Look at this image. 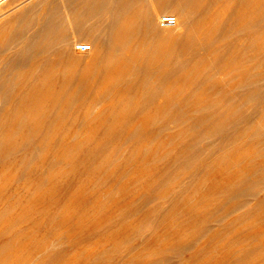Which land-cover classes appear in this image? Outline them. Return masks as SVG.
Masks as SVG:
<instances>
[{"label": "rangeland", "instance_id": "obj_1", "mask_svg": "<svg viewBox=\"0 0 264 264\" xmlns=\"http://www.w3.org/2000/svg\"><path fill=\"white\" fill-rule=\"evenodd\" d=\"M13 1L0 6L1 76L28 71L52 83L60 102L50 119L61 121L26 114L41 128L8 135L13 147L0 149V264H264V49L262 94L226 100L244 90L222 72L238 60L224 66L217 53L203 54L197 67L177 68L156 55L179 32L159 21L177 17L171 8L159 9L154 33L134 39L133 67L107 76L91 68L88 35L68 25L39 34L63 0ZM224 79L234 86L220 87Z\"/></svg>", "mask_w": 264, "mask_h": 264}, {"label": "bare ground", "instance_id": "obj_2", "mask_svg": "<svg viewBox=\"0 0 264 264\" xmlns=\"http://www.w3.org/2000/svg\"><path fill=\"white\" fill-rule=\"evenodd\" d=\"M31 1L33 2V0H30L29 2ZM44 1L45 0H43V2ZM142 1L144 0H63V12H61V7L59 6L51 10L47 16V22L46 24L44 23L45 25H43L44 27L39 34L41 36H45L51 33L57 27H66L68 25V27L74 28L81 35H88L89 40H93L95 42L94 50L92 51L96 53V57L92 60H89L90 63H94L91 65V68L93 66V69H95L98 74L101 75L103 74L108 76L113 71L119 75H122L121 72L124 74L127 69L132 68L134 65L135 57H132L133 55L131 53L133 50H135L136 46H138V44L134 42V39L141 34L148 35L154 33L152 29L156 25V18H158L159 9L171 8L173 11L177 12V17L175 15L166 14L163 16V18L166 16H172L175 18V23L171 25L164 24L163 18L159 21H162L163 26L168 27L166 30L171 32L173 30L179 32L177 33L176 40L171 45V47L166 46L168 48H162V50H159V54H156L157 56L161 55L164 58L167 57V59L171 58L170 60H174V67L177 68L197 67L196 62L198 60L195 59L199 58L203 54L217 53L222 60L227 59V61L221 63V65L224 66L228 63V61H234L236 59L238 60V65L235 68H223L222 72L224 76L229 75V77L231 76V79L233 80L236 77H239V81L235 83L236 88H242L244 90L240 94L228 92L227 94H224L225 96H223V98L233 101L248 99L252 100L255 99L259 94H262L259 90V87L262 86H260L261 79L256 69V59L261 53L262 49H264V40L259 39V34L261 30H263L262 25L264 24V18L262 17V20L258 19V13L260 11L264 12V0H149L147 7L144 9L141 8ZM7 2L13 3L14 1L8 0ZM43 2L39 1L40 4H43ZM257 2H261V5H257ZM6 3L0 4V6H4ZM26 3H28V0H20L18 2V6H26ZM37 4L38 3H35V7ZM135 15H139V19L137 18L136 22L134 23V21L131 20ZM20 32L21 33L18 34L19 36L22 35V29ZM63 35L65 42L69 41L72 37L65 33H63ZM81 44L89 45L86 42L75 43L76 46ZM34 47L35 46L29 45L25 48L23 56L26 57H24V60H26V58H28V56L33 52ZM89 47H92V45H89ZM161 58L162 57H160V59ZM71 59H73V56ZM73 60H76V58ZM85 64L89 66V63ZM156 67L158 66L156 65ZM3 71L4 70H2V72ZM6 73L7 72L3 73L2 76L0 73V92L4 98L7 97V101H5L6 104L0 108V111H2L1 113L3 121H7V126L6 123L3 124V121H1V125L3 127H0V149H3V152H8L14 145V143L10 141V137L8 135L13 133L16 134V132L19 133L18 131L21 132L23 129H28L27 126L31 127L30 129L35 131L41 128L32 127L31 123L28 122V119L30 118L28 115L33 113L42 116L45 114V116L47 115V117L50 119L52 111L54 112L53 107L55 104L57 105V103L59 104L60 102L59 96L54 93L52 94L50 92L51 88L49 89L47 87L49 84L52 85V83H49L46 85V87H44L45 85H43V83H38L36 80L37 77H33V74L28 71L19 70L11 72L10 74ZM231 79L222 80L220 87L223 89L230 86L233 87L234 84L231 83L233 81ZM35 81H37L38 84H35ZM39 85L40 87H38ZM26 87H31V89L28 90ZM2 99L3 98H1V100ZM76 100L77 97H72V99L69 101V106H71V104H75ZM61 104L63 105V103ZM0 105H2L1 102ZM63 106V108L60 106L58 107L61 108L60 115L65 118L63 114L64 112L65 114L67 112L64 111L65 105ZM13 111L16 113V115L17 113H22V116L23 114L28 115L23 117L21 116L22 119L20 115H17V117H20V119L15 118L16 115L12 113ZM9 114L14 115L13 118H11ZM7 115L10 116V118L7 117L8 119H6L5 116ZM36 115L30 116L33 118L34 116L36 117ZM75 117L77 116L75 115ZM52 119L53 117H51L50 120L52 121ZM54 119L57 118L54 116ZM17 121H19V123H17ZM57 121L60 122L61 120L59 121L57 119L56 122ZM33 122L35 125L36 122ZM74 124H76V122ZM216 127L220 126L218 125ZM222 127L224 128V126ZM222 127L220 129H222ZM4 134L7 136H4ZM16 137H18L17 134ZM30 138L32 141L33 136ZM18 139L19 138H17V140ZM21 142H19L17 145L19 146ZM70 147L72 148V146ZM44 160L46 161V159ZM79 167L77 168L79 169ZM64 174L65 173H63V175ZM73 176L74 174L72 177ZM4 247L7 249L10 246L7 247L4 245ZM182 250L183 249L179 247L178 252H181Z\"/></svg>", "mask_w": 264, "mask_h": 264}, {"label": "built area", "instance_id": "obj_3", "mask_svg": "<svg viewBox=\"0 0 264 264\" xmlns=\"http://www.w3.org/2000/svg\"><path fill=\"white\" fill-rule=\"evenodd\" d=\"M8 0H0V4L6 3ZM164 19V24L171 25L175 23V18L172 16H166L163 18ZM80 50H86L89 49V45L81 44L77 47ZM1 101V98H0Z\"/></svg>", "mask_w": 264, "mask_h": 264}]
</instances>
